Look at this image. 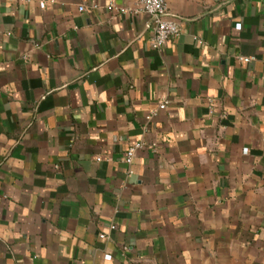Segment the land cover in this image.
<instances>
[{"label": "crops", "instance_id": "crops-1", "mask_svg": "<svg viewBox=\"0 0 264 264\" xmlns=\"http://www.w3.org/2000/svg\"><path fill=\"white\" fill-rule=\"evenodd\" d=\"M138 2L0 0V264H264V0Z\"/></svg>", "mask_w": 264, "mask_h": 264}, {"label": "built area", "instance_id": "built-area-1", "mask_svg": "<svg viewBox=\"0 0 264 264\" xmlns=\"http://www.w3.org/2000/svg\"><path fill=\"white\" fill-rule=\"evenodd\" d=\"M113 6H115L116 10L119 12H146L149 14L150 24L153 29V35L150 39V44L154 48H162L171 35L179 34L181 32L180 23L167 15V0H139L138 4L134 7L116 6L114 3H111L110 7ZM84 8V5L80 6V9ZM238 57L245 61H248L252 58L251 56L244 55H239ZM167 102L168 100L164 99L159 103L157 108H153L152 110H150V112L146 116L147 119H151L159 109L166 108ZM145 146L156 150L155 142L147 143L144 140H138L135 143L131 144L126 150L125 160L131 164L134 160L137 150ZM129 171L132 172L133 170L130 169ZM101 236H105V233H101Z\"/></svg>", "mask_w": 264, "mask_h": 264}]
</instances>
